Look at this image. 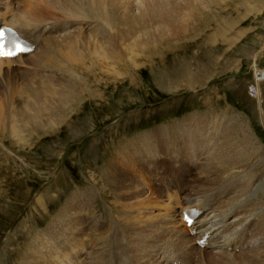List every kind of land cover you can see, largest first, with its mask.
I'll return each mask as SVG.
<instances>
[{"label":"rangeland","instance_id":"1","mask_svg":"<svg viewBox=\"0 0 264 264\" xmlns=\"http://www.w3.org/2000/svg\"><path fill=\"white\" fill-rule=\"evenodd\" d=\"M246 1L237 8L216 9L213 12L216 20L211 25L203 26L185 40L173 41L171 47L152 51L151 56L148 49L138 48L141 52L136 58L138 65L132 66L125 52L126 43L120 40L116 48L122 55L115 64L119 69L112 72V67L106 65L110 63L108 60H104L105 66L101 69L93 68L94 73L87 69L83 75L85 85L78 86L82 84L79 82L72 91H63L66 99L55 98L59 100L52 106L56 107L54 120L42 117L39 127L30 125L27 131L18 134L13 124L0 130V264H50L44 262L49 258L48 249L54 248L55 244L51 243L55 237L53 230L39 231L51 218L42 215L45 212L42 202L49 213L55 214L77 189L83 191L79 199H86L84 193L92 188L99 204L116 213L118 202L107 186L104 170L115 162L112 157H119V147L124 142L128 154L132 153L129 143L133 142L135 148L148 145L149 154L153 155L152 160L144 163L143 152L138 153L131 156L129 162L140 167L151 163L159 168L165 166L168 178L183 185L191 179L200 183L208 174L219 172L222 165L216 155L220 150L247 151L246 160L243 159L250 182L247 189L253 190L259 184L261 188L253 198L264 205V82L258 95L255 79L257 68V78H264V0ZM40 2L43 3H40V12L47 20L70 22L69 16L56 9L57 6H50L45 0ZM81 20L87 31L88 19ZM241 32L244 34L239 36ZM224 35H232L234 39L226 42L222 39ZM64 75L57 74L59 82L67 78L68 75ZM69 78L75 79V76ZM11 105L7 104L8 111ZM15 124V127L27 126L19 120ZM200 142L202 148L198 147ZM185 143L188 144L184 148L187 152H183L185 160L181 156L175 163L161 154ZM232 160L236 162L235 158ZM189 162H195L197 168L188 167ZM235 165L230 167L235 168ZM258 177L260 181L254 184ZM154 185L152 182V187ZM177 207L181 209V203ZM83 211L90 215L87 209ZM27 232L38 234L37 239H26ZM27 240L29 245L24 244ZM95 241L89 240L88 246ZM36 258L40 261L35 262Z\"/></svg>","mask_w":264,"mask_h":264},{"label":"bare ground","instance_id":"2","mask_svg":"<svg viewBox=\"0 0 264 264\" xmlns=\"http://www.w3.org/2000/svg\"><path fill=\"white\" fill-rule=\"evenodd\" d=\"M45 1L50 6H57L56 9L69 16L70 22L56 23L47 20L40 12L42 2L40 0H0V22L15 27L21 36L33 44V49L28 53L19 54L14 58H0L1 131H4L9 124H13L15 133H23L30 125L33 128L39 127L42 117L48 116V121L54 120L56 107L52 108V106H55V101L59 100L55 98L60 96L61 99H66V95L62 94L63 91H72L83 85L84 72L88 70L92 73L96 72L93 68L101 69L105 66L104 60L110 62L106 65L112 67V72L119 69L115 64L119 63L117 60H120L122 55L121 50L116 48L120 40L126 43H123L127 50L125 52L133 66L137 64L136 58L141 53L137 51L138 48L148 49L151 56L152 51L161 47H171L173 41L185 40L188 35L197 32L203 26L211 25L216 20L213 13L216 9L222 11L227 7L233 9L247 2L246 0ZM82 18H87L90 23L87 31L83 27L85 23H80L83 21ZM228 31L231 32L232 27ZM243 34L244 32H241L239 36ZM222 39L231 42L234 36L224 35ZM256 70L255 79L259 95L264 78L260 79V76L257 78ZM58 73L68 76L64 81L59 82ZM70 75L75 76V79L69 78ZM79 82L82 84L78 85ZM9 103L12 104L10 111L6 107ZM18 120L27 123V126L15 127ZM160 136L162 138L164 135ZM210 138L212 139L211 136ZM129 144L132 153H127V148L123 146L125 142L120 144L119 157H115L116 155L112 157L115 162L112 161L104 170L107 186L111 187L118 202L119 209L116 213L113 209L108 211L107 207L103 208L96 199L97 193L89 187L87 193H84L86 199H79L78 195L83 191L79 192L80 190L77 189L73 192V197L67 199L65 205L55 214L48 212L44 202L40 203L43 211L46 212L42 215L51 218L46 227L39 231L53 230L55 237L54 243H51V245L55 244L54 248L53 246L51 249L47 248L49 254L48 252L46 254L49 258L46 257L48 258L46 262L44 260L41 262L264 264V242L262 243L264 205L258 204V198H253L261 188L259 184L253 190L247 189L249 177L246 176L247 169L244 168L243 160H246L247 151L243 152L240 148L225 150L226 152L220 150L216 155L222 165L219 172L208 174L206 178L202 176L204 179L200 183L191 179L192 181L183 185L174 178H168L164 172L165 166L159 168L153 163H148L149 165L143 164L145 167H140L131 161L130 163L129 158L135 154L143 152L141 159L144 163L149 159L152 160L153 155L149 154L151 150L147 149V144L142 148H135L133 142ZM177 145L179 146L178 143ZM178 146L172 152L161 154L175 163L181 156L182 160H185L186 153L183 152H187L184 148L188 144ZM210 155L212 156L211 153ZM233 158L236 162H233ZM189 163L191 166L188 167L196 166L195 162ZM234 163L235 168L230 167ZM181 170L182 168H178V171ZM185 170L187 171V168ZM236 170H239V173L234 174L233 171ZM200 173L199 171L198 174ZM171 175L177 176L176 173ZM259 181L258 177L253 183L257 184ZM152 182L155 184L154 187ZM251 186L249 185L252 189ZM174 193H177L176 197ZM180 203L181 209L177 207ZM96 207H98L97 215ZM187 207H197L201 211L189 229L183 220ZM84 209H87L90 215H85ZM27 233L26 239L31 241L35 237L37 239L38 234ZM88 239L96 240L95 244L88 246L91 243ZM28 242L27 240L24 244L29 245ZM20 247L22 249V246ZM25 249L24 251H27L28 248ZM37 260L39 259L36 258L35 262Z\"/></svg>","mask_w":264,"mask_h":264},{"label":"snow or ice","instance_id":"3","mask_svg":"<svg viewBox=\"0 0 264 264\" xmlns=\"http://www.w3.org/2000/svg\"><path fill=\"white\" fill-rule=\"evenodd\" d=\"M8 30L0 29V56H13L17 52L24 51L23 48L19 46V44H16L14 41H9L12 43V48L6 49L5 47V41L7 37L5 36V32Z\"/></svg>","mask_w":264,"mask_h":264}]
</instances>
